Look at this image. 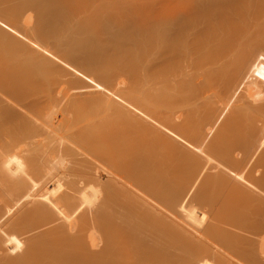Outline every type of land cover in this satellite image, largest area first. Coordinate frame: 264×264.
I'll use <instances>...</instances> for the list:
<instances>
[{
  "label": "bare ground",
  "instance_id": "1",
  "mask_svg": "<svg viewBox=\"0 0 264 264\" xmlns=\"http://www.w3.org/2000/svg\"><path fill=\"white\" fill-rule=\"evenodd\" d=\"M239 5L0 0V264H264V14Z\"/></svg>",
  "mask_w": 264,
  "mask_h": 264
},
{
  "label": "rangeland",
  "instance_id": "2",
  "mask_svg": "<svg viewBox=\"0 0 264 264\" xmlns=\"http://www.w3.org/2000/svg\"><path fill=\"white\" fill-rule=\"evenodd\" d=\"M190 7L193 11V17L196 23L201 24L203 15L207 14V11L204 9H198L194 5L187 6ZM264 14V0H240V5L233 9H226L222 14V19L233 23L235 26L238 24H243L244 22H248L256 16ZM210 16V15H209ZM215 20L210 17L209 24H214ZM213 27V25H211ZM116 78H119L120 74L116 73ZM85 116V114L82 113Z\"/></svg>",
  "mask_w": 264,
  "mask_h": 264
}]
</instances>
